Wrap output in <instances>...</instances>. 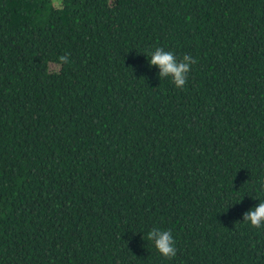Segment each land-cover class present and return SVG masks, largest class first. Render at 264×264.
<instances>
[{"label":"trees","instance_id":"trees-1","mask_svg":"<svg viewBox=\"0 0 264 264\" xmlns=\"http://www.w3.org/2000/svg\"><path fill=\"white\" fill-rule=\"evenodd\" d=\"M259 200L264 0H0V264H264Z\"/></svg>","mask_w":264,"mask_h":264},{"label":"clouds","instance_id":"clouds-1","mask_svg":"<svg viewBox=\"0 0 264 264\" xmlns=\"http://www.w3.org/2000/svg\"><path fill=\"white\" fill-rule=\"evenodd\" d=\"M147 56L150 58V65L159 68V77H170L172 83L177 88H183L186 85L192 66L198 62L190 54H185L182 58L178 59L173 51L159 46L155 47ZM69 63V57L61 55L51 70L54 73H58L62 65ZM259 201L258 205L243 214V222L257 229L264 228V200ZM147 239L154 243L156 250L162 256L168 259L176 256L178 251L177 242L170 229L152 228L147 234Z\"/></svg>","mask_w":264,"mask_h":264}]
</instances>
